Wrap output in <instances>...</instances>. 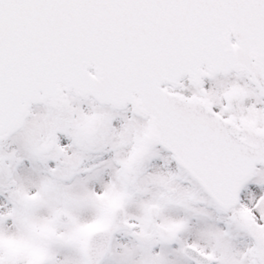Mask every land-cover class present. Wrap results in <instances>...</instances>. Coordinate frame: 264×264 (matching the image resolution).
<instances>
[{
	"label": "snow or ice",
	"instance_id": "6c2138e0",
	"mask_svg": "<svg viewBox=\"0 0 264 264\" xmlns=\"http://www.w3.org/2000/svg\"><path fill=\"white\" fill-rule=\"evenodd\" d=\"M0 264H264V0H0Z\"/></svg>",
	"mask_w": 264,
	"mask_h": 264
}]
</instances>
